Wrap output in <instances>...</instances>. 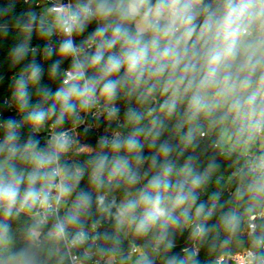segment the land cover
I'll use <instances>...</instances> for the list:
<instances>
[{
	"label": "trees",
	"instance_id": "1",
	"mask_svg": "<svg viewBox=\"0 0 264 264\" xmlns=\"http://www.w3.org/2000/svg\"><path fill=\"white\" fill-rule=\"evenodd\" d=\"M45 1L0 0V111L7 117L3 100L12 97L34 119L61 129L80 105L83 82L63 84V72L74 69V63L64 42L53 40L49 27L33 17L37 4ZM79 2L95 10L110 40L118 27L135 36L132 10L147 14L160 0ZM212 2L204 0V5ZM97 29L96 23H86L77 39H89ZM151 35H143L145 43L152 42ZM101 54L98 62H94L96 55L84 62L89 91L123 109L126 136L116 148H103L89 140L93 152L61 155L73 203V210L63 217L70 237L96 227L104 237L101 253L127 251L134 242L141 246L149 264H216L229 252H258L259 242L264 241V219L258 222L254 236L246 237L243 232L250 216L264 213L262 177L248 171L239 174V170L246 152L264 155L254 142L260 137L258 130L264 132V62L240 54L235 62V89L227 97L208 96L205 106L197 110L190 104L191 93L170 85L167 74L145 72L137 79L135 74L126 75V67L109 74V58L122 54V42L106 47ZM111 80L118 83L105 92L104 85ZM14 81L25 90L12 89ZM252 97L255 99L249 104ZM173 100L175 108L170 110ZM237 102L239 107L234 106ZM223 127L231 134L229 151L222 147ZM25 133L2 131L0 179L4 183L19 181L18 202L32 211L36 196L27 197L30 186L38 193L54 178L50 168L28 174L7 168L11 163L32 161L25 150ZM117 158H127L132 164L126 177L119 173ZM33 175L37 179L30 185ZM128 192L132 195L128 208L136 215L126 241L120 233V218ZM195 226L201 228L198 256L190 249L197 235ZM8 228L16 229L20 243L13 253L23 264H68L65 252L58 253L54 243L47 240L35 248L23 241L34 229L46 230L29 217L1 212L0 234Z\"/></svg>",
	"mask_w": 264,
	"mask_h": 264
},
{
	"label": "built area",
	"instance_id": "2",
	"mask_svg": "<svg viewBox=\"0 0 264 264\" xmlns=\"http://www.w3.org/2000/svg\"><path fill=\"white\" fill-rule=\"evenodd\" d=\"M37 8L46 9L55 22L58 21V27H49L50 36L53 40L64 42L73 60L74 69L63 72V84L71 85L75 81H82L84 95L76 112L68 119V125L61 129L55 124L34 119L14 98L7 97L3 100L8 115L5 117L0 111V144L3 141L2 131H10L14 134L26 131L28 138L25 150L30 153L31 162L37 163L28 173L50 168L54 178L37 193L32 211L20 205L17 196L11 211L29 217L36 226L46 229H34L27 238L23 239L33 247L40 248L49 238H61L68 264H125L127 257L140 253L141 249L134 242L130 251L107 255L100 251L104 237L96 227L82 232L76 238H71L63 224V217L73 210V203L69 204L66 200L69 193L61 155L93 152L89 140L103 148H116L126 136L123 109L118 105L109 104L97 94L90 93L84 66L87 59L101 53L107 47L106 29L102 27V21L97 17L95 10L80 3L79 0H62L61 3L46 0L44 3H38ZM154 10L158 13L157 8ZM153 18H150V22ZM163 21L161 20L160 23ZM86 23H96L98 29L89 39L82 41L77 39V36ZM110 31H113V27H110ZM258 134L264 139L261 128ZM10 151L15 153L16 148H11ZM243 171L264 177V155L246 152L239 174ZM0 182L3 181L0 179ZM6 208L7 205H0V213L6 211ZM262 219L264 213L250 216L243 235L254 236L258 222ZM195 232L197 235L190 249L195 256H198L200 249L197 239L201 235L200 226H195ZM258 252L244 249L227 254L217 262L218 264H264V241L259 242Z\"/></svg>",
	"mask_w": 264,
	"mask_h": 264
},
{
	"label": "clouds",
	"instance_id": "3",
	"mask_svg": "<svg viewBox=\"0 0 264 264\" xmlns=\"http://www.w3.org/2000/svg\"><path fill=\"white\" fill-rule=\"evenodd\" d=\"M157 9V16L147 27L138 28L135 36L122 33L119 27L115 29L116 35L106 46L111 49L122 42V54L109 58V74L125 67L126 75L135 74L137 79L145 72L153 76L167 74L170 85L191 93L190 104L198 110L205 106L208 96L227 97L235 89V62L241 53L251 50L250 61L258 54L264 62V0H213L207 6L204 0H160ZM161 20L165 21L162 27ZM146 32L152 34L151 43L142 39ZM102 58L98 53L94 62ZM117 83L108 81L105 92H111ZM254 99L250 98L249 104ZM234 106L239 107V103ZM169 108H175V100ZM36 179L31 176L30 185ZM18 185L19 181L0 182V205H7L6 214L15 202ZM260 190L264 191V177ZM26 195L34 198L37 193L30 186Z\"/></svg>",
	"mask_w": 264,
	"mask_h": 264
},
{
	"label": "rangeland",
	"instance_id": "4",
	"mask_svg": "<svg viewBox=\"0 0 264 264\" xmlns=\"http://www.w3.org/2000/svg\"><path fill=\"white\" fill-rule=\"evenodd\" d=\"M56 3H61L62 0H53ZM132 15L134 18L135 28L138 30L140 27H147L150 24V18L156 17L157 12L153 9L147 14H141L137 10H132ZM33 17L39 21L41 24L50 27L56 28L58 27V21L52 18V16L46 11V9L38 10L33 14ZM256 41H253L255 43ZM245 56L251 55V50L241 53ZM253 57L259 58V55L256 54ZM255 144L258 146L259 150L264 152V139L262 137L257 138ZM222 147L225 151L232 150V141H231V134L227 127H223L222 132ZM91 153V152H90ZM116 165L118 166L119 173L126 177L131 172L132 164L130 160L127 158H117L115 160ZM36 162H27V164L18 165L16 163H11L7 165V168L14 170L16 173L20 172L21 174H28V171L36 166ZM132 198L131 193H127L126 197L121 203V218H120V233L121 236L126 240L129 241L130 235V228L132 226L134 217L136 212L134 209H129L128 205ZM67 202L70 204L72 203L71 197L68 194L66 196ZM49 243H54L56 246V251L58 253L64 251V244L61 238H49ZM20 243L19 240L16 238V229L8 228L4 231L3 234H0V264H23L13 253L14 248L16 245ZM141 250L140 253L137 255H132L128 257L127 264H149L148 258L146 254L143 252L140 245H137ZM133 247V242L129 243L128 251H130ZM119 251L118 253H121ZM200 253V252H199ZM233 254V253H228ZM227 255V254H225ZM219 257L217 260L221 259L223 256ZM216 260V264H218Z\"/></svg>",
	"mask_w": 264,
	"mask_h": 264
},
{
	"label": "water",
	"instance_id": "5",
	"mask_svg": "<svg viewBox=\"0 0 264 264\" xmlns=\"http://www.w3.org/2000/svg\"><path fill=\"white\" fill-rule=\"evenodd\" d=\"M11 87H12V89L17 90V91H24L25 90V87L16 81L12 82Z\"/></svg>",
	"mask_w": 264,
	"mask_h": 264
}]
</instances>
